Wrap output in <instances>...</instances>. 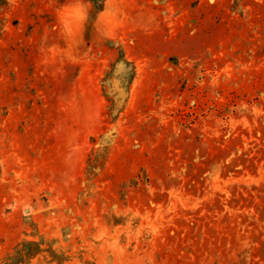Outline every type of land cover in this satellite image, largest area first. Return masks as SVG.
<instances>
[{"label":"rangeland","instance_id":"rangeland-1","mask_svg":"<svg viewBox=\"0 0 264 264\" xmlns=\"http://www.w3.org/2000/svg\"><path fill=\"white\" fill-rule=\"evenodd\" d=\"M0 0V264H264V0Z\"/></svg>","mask_w":264,"mask_h":264},{"label":"clouds","instance_id":"clouds-1","mask_svg":"<svg viewBox=\"0 0 264 264\" xmlns=\"http://www.w3.org/2000/svg\"><path fill=\"white\" fill-rule=\"evenodd\" d=\"M92 9L91 0H64L55 9V24L60 38L65 42V52L72 57L73 50H78L84 43V33L88 26L89 16ZM115 15V10L107 6L97 13L92 28L96 31L99 38L110 39V30L107 27L106 17Z\"/></svg>","mask_w":264,"mask_h":264}]
</instances>
